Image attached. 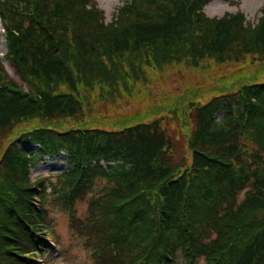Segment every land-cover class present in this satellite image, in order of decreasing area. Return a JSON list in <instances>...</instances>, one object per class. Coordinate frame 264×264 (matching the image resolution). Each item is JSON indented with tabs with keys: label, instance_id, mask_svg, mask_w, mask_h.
Segmentation results:
<instances>
[{
	"label": "trees",
	"instance_id": "obj_1",
	"mask_svg": "<svg viewBox=\"0 0 264 264\" xmlns=\"http://www.w3.org/2000/svg\"><path fill=\"white\" fill-rule=\"evenodd\" d=\"M211 1L0 0V264L54 255L49 207L86 264H264V5Z\"/></svg>",
	"mask_w": 264,
	"mask_h": 264
},
{
	"label": "rangeland",
	"instance_id": "obj_2",
	"mask_svg": "<svg viewBox=\"0 0 264 264\" xmlns=\"http://www.w3.org/2000/svg\"><path fill=\"white\" fill-rule=\"evenodd\" d=\"M99 6L103 8L107 21L111 22L114 14L117 12L118 8L123 4V0H98ZM238 2V3H234ZM264 5V0H212L205 8V11L209 17H220L226 12H236L237 10L243 11L247 18L251 21L257 22V19L261 17V9ZM7 44L4 38V30L0 21V56L2 57V62L7 68L9 65L7 63L4 55L7 53ZM10 77L15 79L16 82L26 85L18 75H16L11 68H9ZM123 113H132L138 109L140 106L135 105L133 102L127 100H122L119 104ZM174 132H180L176 127ZM181 133V132H180ZM176 136V135H175ZM28 144V142H27ZM26 142L22 143L23 146L27 145ZM181 145V143H180ZM32 150L36 149L38 146L36 144L28 145ZM1 148V147H0ZM181 150V147H180ZM69 167V163L65 158V154L50 159L46 158L44 161H40L38 166L33 167L31 170L32 177L36 178L41 174L55 173L58 171L65 170ZM105 185V182H100L97 186V192L101 191V188ZM85 205L79 203V210L82 213L85 210ZM50 215L53 218L52 224L48 233L50 237L45 236L46 241L52 242V252L54 255H49L46 257V262L43 261L40 264H86L88 262V254L85 249L82 248V243L79 239L74 237L70 232V218L68 217V211L62 210L60 207L50 208ZM62 244L65 248L73 246L67 256H60L58 254L59 245Z\"/></svg>",
	"mask_w": 264,
	"mask_h": 264
},
{
	"label": "bare ground",
	"instance_id": "obj_3",
	"mask_svg": "<svg viewBox=\"0 0 264 264\" xmlns=\"http://www.w3.org/2000/svg\"><path fill=\"white\" fill-rule=\"evenodd\" d=\"M8 65H9V63H8ZM9 68H11V66L9 65L7 68H6V70L9 72L10 71V69ZM11 70L13 71V69L11 68Z\"/></svg>",
	"mask_w": 264,
	"mask_h": 264
}]
</instances>
